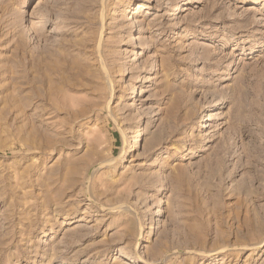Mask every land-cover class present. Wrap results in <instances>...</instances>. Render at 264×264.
I'll use <instances>...</instances> for the list:
<instances>
[{"label":"rangeland","instance_id":"obj_1","mask_svg":"<svg viewBox=\"0 0 264 264\" xmlns=\"http://www.w3.org/2000/svg\"><path fill=\"white\" fill-rule=\"evenodd\" d=\"M0 264H264V0H0Z\"/></svg>","mask_w":264,"mask_h":264},{"label":"bare ground","instance_id":"obj_2","mask_svg":"<svg viewBox=\"0 0 264 264\" xmlns=\"http://www.w3.org/2000/svg\"><path fill=\"white\" fill-rule=\"evenodd\" d=\"M175 8L177 9L178 6H176ZM102 29H103V25H101V31H102ZM100 45H101V33H100V38H99V41H98V44H97L98 50L100 49ZM99 53H100V52H99ZM98 58H99V61L101 62L102 66H103V68H104V63H103V60H102L101 54H100V56H99ZM108 73H109V72H108ZM110 100H111V98L109 99L108 103L110 102ZM137 136H138V135H137ZM136 141H138V139H136ZM127 142H129L128 139H127ZM102 164H103V162L98 163L96 166L92 167V168L89 170L90 175L92 174V172L94 171L95 168H97V167H101ZM88 197H89L90 200L93 201V199L91 198V196L89 195V193H88ZM120 208H121V207H118V208H116V209L119 210ZM112 210H113V209H112ZM143 228H144V225H143V227H142V230H143Z\"/></svg>","mask_w":264,"mask_h":264}]
</instances>
